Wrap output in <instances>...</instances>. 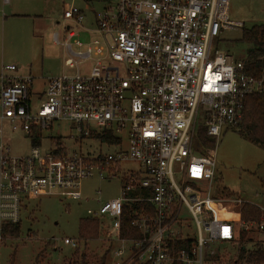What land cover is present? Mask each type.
Returning a JSON list of instances; mask_svg holds the SVG:
<instances>
[{
	"label": "built area",
	"instance_id": "obj_1",
	"mask_svg": "<svg viewBox=\"0 0 264 264\" xmlns=\"http://www.w3.org/2000/svg\"><path fill=\"white\" fill-rule=\"evenodd\" d=\"M67 1L69 23L53 39L78 72L48 78L37 94L35 77L17 64L0 72V240L3 224L21 221L25 200L81 201L82 181L99 174L121 180L118 197L87 211L113 242L114 264H207L208 245L235 243L242 232L264 243V214L250 222L219 216L223 203L240 214L244 201L214 194L216 143L264 86V74L250 75L244 59L213 48L223 31L241 26L230 19L231 0H106L88 25L76 0ZM79 29L100 38L83 49ZM84 60L94 62L87 75L79 72ZM61 122L114 150L84 155L54 143L43 153L32 144L29 155L12 156L3 141L6 123L30 136ZM201 126L213 147L198 145ZM104 130L114 142L96 136ZM124 216L138 237L121 235ZM64 243L75 248L78 240Z\"/></svg>",
	"mask_w": 264,
	"mask_h": 264
},
{
	"label": "rangeland",
	"instance_id": "obj_2",
	"mask_svg": "<svg viewBox=\"0 0 264 264\" xmlns=\"http://www.w3.org/2000/svg\"><path fill=\"white\" fill-rule=\"evenodd\" d=\"M46 1L42 0L38 5L39 11L40 7L48 4ZM48 1H51L49 12L44 13L41 23L34 27L32 18L17 17L13 14L30 13L37 9H30L22 0H11L8 4L0 0V72L2 65L17 62L27 70L25 73L35 77L32 87L35 94L45 90L48 78L78 72L77 67L70 68L65 65L67 50L65 46L56 44L53 39L54 33H62L64 26L69 23L63 18L65 0ZM74 3L85 12L86 25L93 22L94 11L99 12L107 5L106 0H76ZM230 19L241 23V26H233L223 31L214 40L213 48L227 52L234 59H243L252 45L242 40V27L250 28L255 24L264 23V0H231ZM78 38L84 43L83 49H86L87 44L95 38H100V35L79 29ZM74 49L79 50L77 46H74ZM93 64L94 62L89 60L80 61L79 72L89 74ZM20 72L24 73L21 70ZM3 134V141L10 148L9 153L12 156L31 153L32 142L29 135L13 131L7 123ZM37 134L43 153H48L54 148L55 138H61L70 153L88 155L114 150L98 139H80L75 125L68 122L55 123L52 129ZM216 151L214 194L221 199L230 198L227 202H237L241 198L245 203L257 206L261 217L264 214V148L251 143L243 138L237 129L229 127L219 137ZM120 186L119 178L108 181L99 174H94L82 181L81 201L61 199L58 196L25 200L21 213L20 235L3 236V240H0V264H72L75 248L64 243L66 237L80 241L81 248L78 253L85 254L88 262L100 264L105 259V264H114V256L109 252L113 245L110 238L103 234L96 238L80 240V220L88 217V209H97L99 201L105 202L118 197ZM225 189L236 193V196L231 198L223 192ZM230 205L231 203H223L219 216L226 215V218L235 219L238 215L241 217L238 210ZM104 222L107 224L110 220L106 218ZM102 229L105 230L103 226ZM247 235L252 238V242L246 243L249 249L262 243L259 240L261 235L253 232ZM238 249L239 242L210 244L204 251L205 261L208 264H229L238 257ZM211 251H215V254Z\"/></svg>",
	"mask_w": 264,
	"mask_h": 264
},
{
	"label": "trees",
	"instance_id": "obj_3",
	"mask_svg": "<svg viewBox=\"0 0 264 264\" xmlns=\"http://www.w3.org/2000/svg\"><path fill=\"white\" fill-rule=\"evenodd\" d=\"M87 1V0H86ZM242 40L249 42L252 47L248 49L244 59L246 71L250 75L256 77L264 74V23L255 24L250 28L242 27ZM243 138L264 148V86L261 92L249 95L245 98V104L242 111V118L235 127ZM38 132L33 133L31 142L33 145H39ZM102 140L114 142L112 132L102 131L96 135ZM198 145L205 147H213L215 139L207 135V130L201 126L198 131ZM55 143L61 148L62 139L55 138ZM231 198L236 196V193L227 189L223 191ZM24 210V205H23ZM241 219L245 222L255 221L260 219V209L250 203H243L241 206ZM20 222L16 224H3L1 235L6 237H18L20 235ZM102 222L99 218L88 216L80 220V240L96 238L105 234L102 229ZM247 232H242L237 242H239L238 257L229 262V264H264V243L253 245L252 248L246 246L247 242H252V238L247 235ZM123 237H138L140 231L132 225L128 216H124L122 232ZM81 243L78 240V245L75 247V252L72 257V264H92L88 262L85 254H79ZM113 247L109 252H112ZM105 258V257H104ZM66 261V260H64ZM38 262V261H37ZM105 259L100 264H105ZM208 264V262H207Z\"/></svg>",
	"mask_w": 264,
	"mask_h": 264
},
{
	"label": "crops",
	"instance_id": "obj_4",
	"mask_svg": "<svg viewBox=\"0 0 264 264\" xmlns=\"http://www.w3.org/2000/svg\"><path fill=\"white\" fill-rule=\"evenodd\" d=\"M11 0H9L7 3L5 2V4L10 3ZM24 2V4L28 5V7L30 9H37L38 5L41 3L42 0H22ZM46 3H48L47 5H44V7H40V11L37 10H33V12L27 13V12H17L14 13L13 16H17V17H23V18H32L33 20V25L34 27H36L37 25H39L41 23V20L44 17V13L47 14L49 12V6H51V1H46ZM52 9V8H51ZM28 11V10H26ZM15 64H17L19 66V69L21 71H23L24 73L27 72L26 69L22 68L17 62H15ZM3 66V65H2ZM2 70V67H1Z\"/></svg>",
	"mask_w": 264,
	"mask_h": 264
}]
</instances>
